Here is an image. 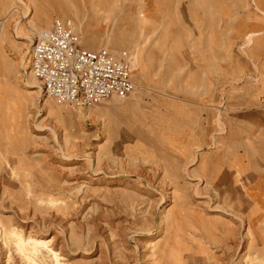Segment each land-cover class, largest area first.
I'll return each mask as SVG.
<instances>
[{"label":"rangeland","instance_id":"rangeland-1","mask_svg":"<svg viewBox=\"0 0 264 264\" xmlns=\"http://www.w3.org/2000/svg\"><path fill=\"white\" fill-rule=\"evenodd\" d=\"M64 17L130 53L131 95L43 94ZM0 264H264V0H0Z\"/></svg>","mask_w":264,"mask_h":264},{"label":"built area","instance_id":"built-area-1","mask_svg":"<svg viewBox=\"0 0 264 264\" xmlns=\"http://www.w3.org/2000/svg\"><path fill=\"white\" fill-rule=\"evenodd\" d=\"M29 71L43 94L59 104L97 105L112 96L125 98L134 90L128 51L81 45L70 17L56 18L32 40Z\"/></svg>","mask_w":264,"mask_h":264},{"label":"bare ground","instance_id":"bare-ground-1","mask_svg":"<svg viewBox=\"0 0 264 264\" xmlns=\"http://www.w3.org/2000/svg\"><path fill=\"white\" fill-rule=\"evenodd\" d=\"M143 16V15H142ZM146 20V19H145ZM139 29H141L140 27H139ZM40 32V31H39ZM38 32V33H39ZM20 37H22V36H20ZM32 43V42H31ZM31 43H30V45H31ZM27 54V53H26ZM138 57V56H137ZM146 57V56H145ZM138 61V60H137ZM148 61V60H147ZM141 62L143 63L144 61H143V55L141 56ZM144 65V64H143ZM144 68V67H143ZM134 69H135V66H134ZM136 70H137V68H136ZM142 71H143V69H142ZM32 76H33V74L32 75H30V77L32 78ZM24 83H25V85H27L28 87H34L33 86V84H31V83H33V82H29V79H27L26 77H25V80H24ZM41 87V86H40ZM41 91H42V89H41ZM108 125V124H107ZM196 154V153H195ZM198 154V153H197ZM199 156V155H198ZM187 156L185 155V158H186ZM4 163L6 164V166H7V171L5 172V174L9 177V178H12V176H14L15 174H16V172H15V170H16V168L14 167L15 166V164H11L10 163V158H8V157H4ZM196 160V159H195ZM163 170H164V172L165 173H169V170H168V166H167V163H164L163 164ZM5 186H6V184L4 183L3 184V188H4V190H5Z\"/></svg>","mask_w":264,"mask_h":264},{"label":"crops","instance_id":"crops-1","mask_svg":"<svg viewBox=\"0 0 264 264\" xmlns=\"http://www.w3.org/2000/svg\"><path fill=\"white\" fill-rule=\"evenodd\" d=\"M51 24H52V23H51ZM50 26H51V25H50ZM50 26H49V27H50ZM47 28H48V27H47ZM85 48H86V47H85ZM87 49H89V48H87ZM92 50H94V49H92ZM133 63H134V66H135V71H136V68H137L136 62L133 61ZM134 85H135V82H134ZM134 88H135V86H134ZM133 91H134V90H133ZM132 93H133V92H132ZM132 93H131V94H132ZM131 94H130V95H131ZM128 96H129V95H128ZM128 96H127V97H128ZM113 97L118 98V97H116V96H112V97H110V98L107 99V100H112ZM125 98H126V97H125ZM107 100H104V101H107ZM104 101H102V102H104ZM102 102H101V103H102Z\"/></svg>","mask_w":264,"mask_h":264}]
</instances>
